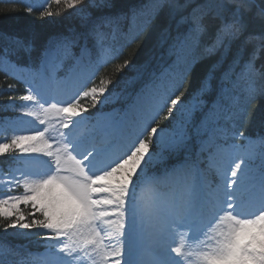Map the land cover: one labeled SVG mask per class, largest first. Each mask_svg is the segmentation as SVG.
Here are the masks:
<instances>
[{
    "label": "snow or ice",
    "instance_id": "obj_1",
    "mask_svg": "<svg viewBox=\"0 0 264 264\" xmlns=\"http://www.w3.org/2000/svg\"><path fill=\"white\" fill-rule=\"evenodd\" d=\"M64 2L80 24L25 65L19 115L4 118L28 134L0 142V157L18 165L0 172V231L29 239L34 230L43 249L8 245L23 253L17 264H264V136L240 131L247 103L264 95V0H145L117 14L112 0ZM165 8L166 53L132 101L119 81L96 84L100 69ZM118 34L124 43L109 45ZM12 45L31 58V41ZM2 55L11 61L12 53ZM206 60L185 95L184 82ZM131 65L125 59L116 71Z\"/></svg>",
    "mask_w": 264,
    "mask_h": 264
},
{
    "label": "trees",
    "instance_id": "obj_2",
    "mask_svg": "<svg viewBox=\"0 0 264 264\" xmlns=\"http://www.w3.org/2000/svg\"><path fill=\"white\" fill-rule=\"evenodd\" d=\"M112 14L127 13L131 8H138L145 3V0H112ZM47 8V11L53 13V15L41 18V12ZM168 9L165 8L161 11L160 16L151 25L144 27L139 31L137 37L115 58L107 63L98 73L95 83L100 81L101 78H110L114 81L118 80L120 75H124L129 72L131 78L125 88L131 90V93L139 89L141 83L147 78L148 74L157 69V66L162 63V53H166L168 44L164 43L161 46V42L165 39L163 35V28L165 25ZM67 11L62 6L56 5L55 1H51L44 8L32 9V12H28V6L22 2L14 0H0V122L10 112V98L12 100L20 101V97L25 95L24 85L13 74H11L7 68L3 66L2 57L5 51L12 53L11 61L27 65L30 60L36 61L40 55L45 43L50 39L60 34H66L70 29L66 27L75 24L77 27L80 22L74 19L67 18ZM254 31H259V22L253 27ZM29 40L34 45V50L31 53V58L23 51L14 52L12 41L14 39ZM111 39L109 40V42ZM108 42V43H109ZM113 46H119L124 43V37L118 34L114 40H112ZM252 47L249 46L247 52H251ZM247 52L245 58L247 57ZM172 57L171 59H174ZM125 59H130L132 65L129 70L126 68L123 73L116 71V66L122 63ZM164 59H169L166 54ZM18 61V62H17ZM211 63V60H206L198 64L193 72L189 75L188 79L184 82V87L181 91L187 95L195 87L199 79L206 71L207 65ZM264 63V52L260 53V58L257 60V65ZM131 65V66H132ZM8 85H12L11 89ZM245 84L243 81L239 83L236 88V93H240V103L243 104L245 100L244 93ZM124 89L125 91H127ZM83 101V100H82ZM248 117L240 127V131L244 132L247 136L264 135V95L257 96L247 103ZM167 113L165 112L164 115ZM163 115V116H164ZM164 123V122H163ZM13 164L10 158L0 157V167L2 170H6L9 165ZM22 212L31 219L30 209L26 206L22 208ZM37 219L42 217L37 214ZM2 222V218H0ZM39 237L34 234L30 235L29 239H24L15 233L12 229H9L7 233L0 231V259H3L5 263L18 259L20 255L14 254L9 250L8 245L19 247L26 244L30 249L38 248L35 241Z\"/></svg>",
    "mask_w": 264,
    "mask_h": 264
},
{
    "label": "rangeland",
    "instance_id": "obj_3",
    "mask_svg": "<svg viewBox=\"0 0 264 264\" xmlns=\"http://www.w3.org/2000/svg\"><path fill=\"white\" fill-rule=\"evenodd\" d=\"M23 1H25L30 6V8H33L34 6H38V5H40V6L46 5L48 2L53 1V0H23ZM54 1L56 3V0H54ZM56 5L62 6V8H64L67 11V13H68L67 18H69V19L71 18V19H74V20H77V21L80 22L79 17H78V13L76 11H74L73 9L68 8L67 4L64 2V0H61V2L59 4L56 3ZM77 8H79V6H77ZM137 24H139V25L142 24V18L137 21ZM75 26H76L75 24H72L70 26L71 28H69V26H67L66 28L67 29H72ZM70 63H71L70 61L66 62L64 67H62L60 69L58 74L61 75V76L65 75ZM133 66L134 65L130 66L128 69L130 70ZM131 70H133V69H131ZM15 71L17 72V74L19 76H22L23 80L26 79L27 72H26L25 67L16 65ZM120 76H121V78L119 77V79L114 81V83L119 81V89L124 93L125 84H127V82H129V80L131 78L129 77V72L125 73L124 75H120ZM99 82L100 81H98L96 84H99ZM89 86H91V85H89ZM133 98H134V95L132 96L130 101H129V99H127V101H129V103H130ZM13 101H14V103L10 104V107H9L11 113L6 115L5 118H15V117H17L19 115V113L17 111V108L21 105L22 102L21 101H16V100H13ZM80 102L82 104H85V106L89 107L91 112L95 113L96 109L91 107L90 98L89 99L82 98ZM109 107H111V105H109ZM163 122H164V124H167V121H163ZM25 127L27 128V127H30V126H25ZM14 128H15V126L11 123V120H8V121L4 120V122H2L0 124V142H3L6 137H11L12 135L28 134L27 131H23L22 132V131H19V130H14ZM258 136H264V135H258ZM258 136H255L253 138H256ZM236 142L237 143H244L243 140H237ZM16 167H18V165L16 163H14V165L12 167H9L6 171L0 170V172L7 174L9 172H12ZM4 191L5 190L2 187H0V193H3ZM15 191H16V193H21L23 191V189L22 188H17ZM23 206L25 208V205L22 204L21 207H20V211H22ZM27 207L30 209V212H31L32 211L31 207L30 206H26V208Z\"/></svg>",
    "mask_w": 264,
    "mask_h": 264
}]
</instances>
